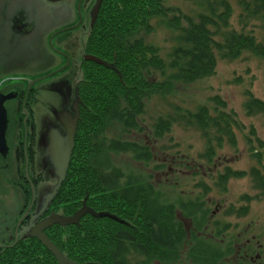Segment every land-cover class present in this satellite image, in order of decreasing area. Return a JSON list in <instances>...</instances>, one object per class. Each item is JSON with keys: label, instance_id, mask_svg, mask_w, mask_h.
Returning a JSON list of instances; mask_svg holds the SVG:
<instances>
[{"label": "trees", "instance_id": "16d2710c", "mask_svg": "<svg viewBox=\"0 0 264 264\" xmlns=\"http://www.w3.org/2000/svg\"><path fill=\"white\" fill-rule=\"evenodd\" d=\"M163 2L101 0L89 34L86 50L107 65L91 60L82 63L79 84L82 106L75 147L65 180L52 205L67 215L75 212L85 198L92 209L112 211L124 221L94 217L89 213L80 218L79 224L61 226L57 223L47 227L45 233L52 242L78 263L152 264V260L160 257L170 264L169 241L172 239L175 244L172 259L180 258L178 248L185 239V230L175 217V203L167 201L162 192L154 191L153 196V188L147 185L151 174L137 175L129 165L114 164L111 157L129 154L136 162L161 170L163 166L154 155L163 153L164 147H157L154 142L159 143L170 133L175 122H184L189 126L196 124L200 129L207 141L205 159L210 160L214 146H221L225 141L235 143L232 125L237 123L233 116L221 110L211 115L206 106L191 111L174 105L172 111L157 116L148 128L141 120L145 112L144 97L150 91L170 88L173 83H192L213 75L216 56L232 59L249 50L264 58V0L240 2L242 28L250 20H259L263 30L260 39L251 32L231 28L232 11L226 0L212 2L208 12H200L196 19L172 12L168 21L163 17L167 11L175 10L164 7ZM157 16H162L161 24L179 31L174 36L176 44L167 61L158 48L145 41L150 29L148 21ZM182 20L186 21L185 26L181 25ZM142 29L145 34L141 33ZM156 74L162 79L157 80ZM19 105L20 120L24 116L21 101ZM245 105L247 112L264 115V101L260 98L250 95ZM107 126H112L115 134L101 142L106 139ZM251 131L254 134V130ZM145 135L148 137L144 138ZM263 146L260 141L259 151L255 152L257 165L249 171L261 195H264ZM30 159L32 163L33 157ZM224 171L216 178L222 190L229 177L248 174L231 171L229 167ZM24 180L29 187V180ZM0 264H57V260L37 238L30 237L1 250Z\"/></svg>", "mask_w": 264, "mask_h": 264}, {"label": "rangeland", "instance_id": "374dc122", "mask_svg": "<svg viewBox=\"0 0 264 264\" xmlns=\"http://www.w3.org/2000/svg\"><path fill=\"white\" fill-rule=\"evenodd\" d=\"M16 1L19 3L20 0ZM23 1L24 2L21 1L23 5H27V1L31 2V5L36 6L38 4V0ZM97 1L98 0H94L92 2L91 6L93 8L97 4ZM216 1L217 0H164L162 3L164 7H170L175 11H167L163 19L168 21V19L173 16L172 12H175L177 16L178 14H184L196 19V16L200 14V12H208L210 4L213 6L212 2ZM226 1L232 11L230 16L231 28L237 29L238 31L251 32L257 39H260L263 33L260 21L257 19L250 20L242 28V23L239 18V15L242 13L241 0ZM5 4L6 0H0V16L4 14L5 8H7ZM160 17L162 16L151 18L148 21L150 24L149 31L145 34V30L142 29L141 33L145 34V41L158 48L159 54L167 61L169 59V52L176 44L174 36L179 31L169 27L167 28L165 24H161L159 21ZM45 22H48V20ZM181 25L185 26L186 21L182 20ZM1 28H3V24L0 21L1 36H3L5 33ZM73 34H78V30H74ZM80 53L81 51L79 50L76 55L77 62L81 58ZM216 62L213 75L209 77L192 81V83H173L170 85V88H163L158 92L150 91L149 94L144 97L145 112L141 120L143 126L149 128V125L154 122L157 116L161 114L165 115L172 111L174 105L184 109L187 108L191 111L196 110L199 106H206L211 115L215 114L216 110H221L224 113H229L235 118L237 124L232 125V127H234V144L225 141L221 146H214L213 155L210 157V160H207V158L205 159L207 155V141L202 137L200 129L197 128L196 124L194 126H189L184 122H175L172 125L170 133L164 135L159 140V143L154 142L157 147H164L163 153L154 155V159L159 161L163 159L169 160L171 158H177L178 160L185 159L190 162V164L195 165V169L191 170L189 165L178 166V169L171 170L170 174L165 177L166 172H168L165 166L161 170H154L142 162H136L129 154H121L119 157L112 156L111 160L118 166L123 165L127 167V165H129L137 175L142 176L145 173L151 174V178L148 180L147 185L151 187V190L153 188V196L154 191H158L159 193L162 192L164 197H167V201H171L175 203V205L225 200V207H228L232 203V205L236 207V210L238 209L239 213H241L242 210L247 211V216L240 218L238 222H251L252 226H264V195H261L260 191L254 187L253 181L249 177L250 168L257 165L255 152L259 151L258 147L260 141L264 144V115L261 112H247L245 105L250 95L264 101V58L258 54L255 55L249 50H245L232 59L216 56ZM6 66L12 67L10 71H13V73H21L18 68H13L14 62L9 58L0 61V71H6ZM81 74L82 73L79 71L80 77L82 76ZM155 76L157 80L162 79L160 74H156ZM27 83V81L25 83L20 79L17 81L1 79L0 76V92L7 93V91L11 89L14 91V89L18 88L20 91L25 92L19 99H10L4 103L9 118L7 124L9 128L7 129L8 131L6 130L7 134H5V137L7 138L8 145L12 147V149L11 153L6 157H2L0 154V221L4 219L5 214L3 213V209H5L8 213L7 217L9 220L6 224L10 226V229L7 231L3 228V231L0 232V243L9 242L7 239L8 234L11 232L12 224H15L17 221L16 218L19 213L17 211L23 206L25 195L30 188L26 187L28 183L26 185L23 179L24 159L21 158V160H17L13 155L14 145L18 144V142L24 138L23 127L18 125L21 120H19V103L20 101L22 103L26 96V106L29 93L28 91L26 92ZM35 96L37 100H35V102L30 101L29 104V107L31 105L33 108L34 117H47L49 113L44 102L41 101L44 100L47 95L45 92H41L40 94L36 92ZM39 101L42 103H36ZM114 130L112 126H107L104 130V132H106V139L101 142L107 141L109 136H113L115 134ZM251 130H254V134H252L253 132ZM147 137L148 135H145L144 138ZM37 157L38 158L36 160L34 159L32 163H29L27 159L25 165L29 168L28 176L30 181H34L33 178L38 179L35 190L37 191V195L41 197L51 190L57 178L53 176L52 168L48 163H45L44 153L42 155L39 154ZM168 160H166V162L170 163ZM226 167H229L231 171H244L248 174L240 177H229L225 184V190H222V187H219V184H217L216 178L218 174H223L225 172L224 170L227 169ZM18 183H22V185ZM25 188L27 190H24ZM204 188L206 189L205 192ZM30 193L31 190H29V194L27 193L28 195L26 196L28 202H30ZM37 201L39 202L35 208L36 213L40 205V200L38 198ZM241 205L246 206V208L239 209ZM211 209H213V205H211ZM180 210L181 215L192 217L191 215L195 213L196 208L190 206L187 207V209L180 208ZM57 211L62 213L61 209ZM108 212L116 216L114 212ZM36 218L37 217L34 218V221ZM236 219H238L236 216L227 217L222 219V224L226 222L234 223ZM119 221L122 222L124 219H119ZM35 224L31 223L29 226L31 227ZM26 225L27 224L24 226ZM3 237H6V239L2 241ZM23 237L28 239L30 236L26 232ZM24 238L22 240H27ZM11 244H13V242ZM183 260L184 264H189V260H187L185 255Z\"/></svg>", "mask_w": 264, "mask_h": 264}, {"label": "flooded vegetation", "instance_id": "af4514ba", "mask_svg": "<svg viewBox=\"0 0 264 264\" xmlns=\"http://www.w3.org/2000/svg\"><path fill=\"white\" fill-rule=\"evenodd\" d=\"M21 1L24 2L23 0H20L19 3L16 0H6L7 8L0 16V21L3 24L1 29L5 33L1 36L2 32L0 31V61L6 58L13 60V68H18L21 73H13L10 71L12 67L6 66V71H0V76L1 79L15 81L39 78L30 86L27 99L30 97L29 103L30 101L35 102L37 100L35 93L45 92L47 96L41 101L44 102L49 113L47 117L36 118L30 105L28 108L29 117L25 121L22 118L18 123L23 127L24 138L14 145L13 155L17 160L24 159V175L26 158L30 163L31 157L36 160L39 154L44 153L43 139L47 131L55 128L62 134L64 133L65 127L58 121L55 111L64 109L74 115V110L78 109L79 117L75 132L78 128L82 106L79 71L82 73V63L87 60L84 55L89 54L86 44L95 21L91 24L93 9L91 5L94 0H38L36 6L31 5V2L28 1L27 5H23ZM46 20L48 22H45ZM76 29L78 34H73ZM79 50L81 58L77 62L76 55ZM14 91L18 93L15 99H19L25 93L19 88ZM7 146L9 150L6 156L11 153L12 149L8 142ZM166 160L168 159L160 161L161 165L168 170L165 177L170 174L171 170L178 169V166L189 165L191 170L195 169V165L185 159L171 158L168 160L170 163ZM26 168H28L27 165ZM24 179H26L25 175ZM33 179L35 183L32 180L31 182L35 187L38 179ZM18 184L22 185V183ZM26 196L27 193L23 206L17 211L19 212L17 221L20 218L22 220L19 222L20 224L17 221L12 224L11 232L7 237L9 242H1L0 245L4 244L5 246L0 247V251L12 247L8 245L14 243L16 238L15 243L22 240L31 223L35 224L50 212L59 210L55 209L52 201L46 207L45 212L36 216L35 208L39 202L37 198L40 199L36 193L33 205L24 215L31 203L30 200V202L26 200ZM225 204V200H219L175 205V217L178 218L185 230V239L178 248L180 250L178 260L172 259L175 255V244L173 239L169 241V247L172 249L171 258H169L170 264H184V255L189 260V264H264V226H252L251 222H238L240 218L247 216V211L242 210L239 213L232 203L228 207H225ZM211 205H213V209H211ZM190 206L196 208L192 217L187 216L190 217L187 218L181 215L180 208L187 209ZM241 208H246V206L241 205L239 209ZM3 213L5 216L0 221V232L3 231V228L7 231L10 229V226L6 224L9 221L8 213L5 209H3ZM231 216H236L238 219L234 223L222 224V219ZM35 217L37 220L34 221ZM25 224L27 225L24 226ZM5 239L6 237H3L2 241ZM166 258L164 257V259ZM152 261V264L167 263L163 262L160 257Z\"/></svg>", "mask_w": 264, "mask_h": 264}, {"label": "water", "instance_id": "95a60500", "mask_svg": "<svg viewBox=\"0 0 264 264\" xmlns=\"http://www.w3.org/2000/svg\"><path fill=\"white\" fill-rule=\"evenodd\" d=\"M101 5V0L97 1V4L92 9V20L91 24L95 21L97 17V12L99 10V7ZM84 57L87 60L95 61L102 65H107L105 61H103L101 58L91 55V54H85ZM38 79H27V89L26 92L29 90L30 86L34 84ZM18 93L16 91H7V93L0 92V154L2 156H6L8 153V146H7V138L5 137L6 130L8 128L7 124L9 121L8 115H7V109L5 106V102L16 98ZM25 98L23 100L22 105V112L24 114L23 121H25L29 117L28 109L25 106ZM74 115H71V113L67 112L66 110H57L55 111V115L60 123L64 125V133L62 134L55 128H51L47 131L45 134V138L43 139L44 143V161L45 163H48V165L52 168L53 176H55L56 182L54 186L51 188L50 191L46 192L43 196L40 197V205L38 207V211L36 216H39L41 213L45 212L46 207L53 201V198L56 196V193L58 191V188L65 180L66 172L68 170V165L71 160V154L74 148V138H75V129L77 125V119L79 117L78 109L74 110ZM25 145V144H24ZM27 163V158H26ZM25 177L29 179L28 176V168H26L25 165ZM30 180V179H29ZM30 190H31V203L27 208V211L24 215L28 213L31 206L34 203V198L36 194V190L32 182L30 181ZM91 214L94 217H100V216H106L109 218L117 219L119 220L114 214L109 213L106 210H100L96 211L95 209H92L90 206H87L86 199L82 201V204L78 209H76L75 212L71 214H63L59 212H50L45 217L41 218L38 222H36L35 225L31 226L27 234H29L30 237L37 238L41 244H43L56 258L58 264H89V263H78L74 261L71 258H68L65 254L61 252L59 248L55 244L52 243L47 233L44 232V230L52 226L54 224H60L61 226H66L68 224H79V220L82 216L85 214ZM22 219H18L17 223ZM17 239V238H16ZM15 239V240H16ZM14 240V243H15ZM13 243V244H14ZM13 244L8 246H13ZM5 246L0 245V247Z\"/></svg>", "mask_w": 264, "mask_h": 264}]
</instances>
